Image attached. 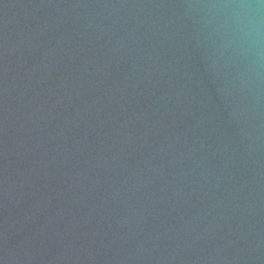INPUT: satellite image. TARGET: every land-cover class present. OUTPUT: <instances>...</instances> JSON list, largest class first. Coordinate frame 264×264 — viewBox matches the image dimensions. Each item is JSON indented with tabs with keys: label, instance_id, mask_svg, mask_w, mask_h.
Wrapping results in <instances>:
<instances>
[{
	"label": "water",
	"instance_id": "obj_1",
	"mask_svg": "<svg viewBox=\"0 0 264 264\" xmlns=\"http://www.w3.org/2000/svg\"><path fill=\"white\" fill-rule=\"evenodd\" d=\"M0 264H264V0H0Z\"/></svg>",
	"mask_w": 264,
	"mask_h": 264
}]
</instances>
